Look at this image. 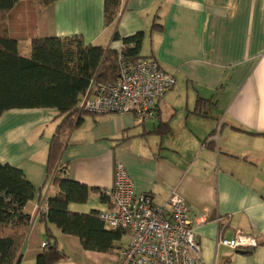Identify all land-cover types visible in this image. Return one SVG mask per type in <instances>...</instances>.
I'll list each match as a JSON object with an SVG mask.
<instances>
[{
    "label": "crops",
    "instance_id": "crops-1",
    "mask_svg": "<svg viewBox=\"0 0 264 264\" xmlns=\"http://www.w3.org/2000/svg\"><path fill=\"white\" fill-rule=\"evenodd\" d=\"M102 7L103 0L29 2L7 21L24 57L32 37L81 36L85 44L119 51L121 39L142 32L139 55L156 61L175 85L143 123L131 113H84L79 126L60 136L57 164L71 180L106 193L119 162L135 195L150 194L160 205L175 192L185 201L203 264H264V0H121L110 25ZM23 17L33 26L22 27L28 33L20 37L12 20ZM56 117L52 108L0 116V163L20 170L34 188L23 208L30 227L20 262L35 264L42 252L45 225L37 207L58 193L46 167ZM107 207L100 193L68 205L78 214ZM199 218L204 222L197 225ZM47 228L67 256L56 264H115L129 241L125 233L112 252H91L54 225ZM237 234L258 245L237 251L219 244Z\"/></svg>",
    "mask_w": 264,
    "mask_h": 264
},
{
    "label": "trees",
    "instance_id": "trees-1",
    "mask_svg": "<svg viewBox=\"0 0 264 264\" xmlns=\"http://www.w3.org/2000/svg\"><path fill=\"white\" fill-rule=\"evenodd\" d=\"M56 0H0V116L11 110L52 108L60 119L48 147L47 174L58 193L45 200L46 212L40 214L45 225L46 246L35 264H56L67 256L58 248L48 224L62 234L76 237L86 251L108 253L125 232L107 229L98 211L78 214L69 211L71 203L82 204L91 193H100L71 180L66 168L57 164L63 144L60 136L79 126L84 112L77 107L79 97L92 80L110 83L118 74L119 52L85 44L81 36L44 38L32 37L28 57L18 51V39L8 26V14L23 4L37 3L48 7ZM26 2V3H25ZM121 0H103V21L110 25L117 20ZM156 25L152 26L154 29ZM143 33L121 39L120 54L129 63L147 60L139 55ZM113 40H119L116 32ZM204 101H197V108ZM34 195L33 186L23 173L0 163V264H20L21 248L30 227V217L23 212ZM264 244V243H262ZM243 251V250H237Z\"/></svg>",
    "mask_w": 264,
    "mask_h": 264
},
{
    "label": "built area",
    "instance_id": "built-area-1",
    "mask_svg": "<svg viewBox=\"0 0 264 264\" xmlns=\"http://www.w3.org/2000/svg\"><path fill=\"white\" fill-rule=\"evenodd\" d=\"M118 52L115 80L110 83L92 80L79 97L77 107L88 114L131 113L141 123L152 120L175 79L154 60L129 63ZM105 195L108 207L99 212L100 221L107 229L121 230L129 237L127 245L118 251L115 264H203L195 227L188 220V206L175 192L160 205L150 194L135 195L127 172L117 162L112 186ZM45 212V204H40L36 215ZM203 222L199 218L196 224ZM219 244L232 250L258 245L254 238L242 234L221 239ZM45 246L46 242H42L41 249Z\"/></svg>",
    "mask_w": 264,
    "mask_h": 264
},
{
    "label": "rangeland",
    "instance_id": "rangeland-1",
    "mask_svg": "<svg viewBox=\"0 0 264 264\" xmlns=\"http://www.w3.org/2000/svg\"><path fill=\"white\" fill-rule=\"evenodd\" d=\"M29 6H31V5H29ZM24 9V8H23ZM24 12V11H23ZM29 18L30 19H33V17H32V15L30 14V16H29ZM28 24H30L31 26H33V23L31 22V21H29L26 17H23L22 18V20H21V22H19L18 20H12V25H17L18 26V31H20V33H19V36L20 37H25L26 35H27V30H22L21 28L23 27L24 29H25V27L28 25ZM35 24V23H34ZM30 25H29V29L30 28H32V27H30ZM38 31V30H37ZM43 238L44 237H46L45 236V232L43 233ZM26 240V239H25ZM46 239H44L43 241H45ZM25 241H24V244H23V246L25 245ZM20 264H32V262H29L28 260H23L22 262H20Z\"/></svg>",
    "mask_w": 264,
    "mask_h": 264
}]
</instances>
